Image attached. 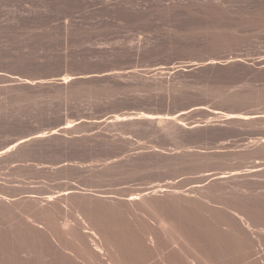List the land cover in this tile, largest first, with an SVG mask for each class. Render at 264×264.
<instances>
[{"label":"rangeland","instance_id":"374dc122","mask_svg":"<svg viewBox=\"0 0 264 264\" xmlns=\"http://www.w3.org/2000/svg\"><path fill=\"white\" fill-rule=\"evenodd\" d=\"M261 228L264 0H0V264H264Z\"/></svg>","mask_w":264,"mask_h":264},{"label":"bare ground","instance_id":"6f19581e","mask_svg":"<svg viewBox=\"0 0 264 264\" xmlns=\"http://www.w3.org/2000/svg\"><path fill=\"white\" fill-rule=\"evenodd\" d=\"M146 115H147V114H146ZM68 124H70V123H68ZM39 135H40V134H39ZM21 139L23 140V139H25V138H21ZM150 192H151V191H150ZM162 198H164V197H162ZM160 200H161V199H160ZM154 201H155V200H154ZM158 201H159V199H158ZM163 201H164V200H163ZM159 202H160V201H159ZM150 203H152V202H150ZM152 205H153V204H152ZM154 205H156V204H154ZM153 207H154V206H153ZM153 207H152V208H153ZM160 207H161V205H160ZM167 207H168V206H167ZM155 208H156V207H155ZM169 208H171V207H168V208H165V209H168V211H170ZM172 208H173V207H172ZM172 208H171V210H172ZM174 208H175V206H174ZM182 208H183V207H182ZM153 209H154V208H153ZM165 209H164V210H165ZM176 209H177V208H176ZM149 210H150V209H149ZM162 210H163V209H162ZM183 210H184V209H183ZM216 210H217V209H216ZM154 211H155V210H154ZM156 211H157V210H156ZM159 211H160V210H159ZM168 211L165 210V212H167V215H164V217L162 216L163 218L161 217L160 220H157V221H159L160 226H161V225L163 226V225H165V224L172 225L174 221H175V224H176V221H177V220H175V218L177 217V215H176V217H175V216L173 215V213H172L173 211H172V212H171V211L168 212ZM211 211H212V209H211ZM214 211H215V210H214ZM181 212H183V211H181ZM216 212H217V211H216ZM216 212H215V213H216ZM160 213H161V212H160ZM160 213H159V214H160ZM175 213H176V212H175ZM179 213H180V212H179ZM217 213H219V212H217ZM236 213H237V212H236ZM151 214H152V211H151ZM155 214H156V213H155ZM157 214H158V213H157ZM157 214H156V215H157ZM161 214H162V213H161ZM161 214H160V216H161ZM156 215L154 216V218H156ZM213 215H214V214H213ZM213 215H212V216H213ZM237 215L239 216V218L241 219V221L245 224V226H247V227L250 226V225H249V222L246 221V219H244L243 215L238 214V213H237ZM79 216H80V215H79ZM184 216H185L184 218H186V215H184ZM215 216H216V215H215ZM217 216H218V215H217ZM217 216H216V217H217ZM220 216H221V215H220ZM220 216H218V218H220ZM80 217H81V216H80ZM179 217H180V216H179ZM221 217H222V216H221ZM157 218H159V217L157 216ZM157 218H156V219H157ZM218 218H217V219H218ZM223 218H224V217H222L221 219H223ZM81 219H82V217H81ZM180 219H182V218H180ZM213 219H214V218H213ZM182 220H183V219H182ZM153 221H154V220H153ZM220 221H221V220H220ZM82 222L85 223L84 219H83ZM185 222H186V221H185ZM185 222H184V224H185ZM217 222H218V221H217ZM250 222H251V221H250ZM154 223H155V222H154ZM186 223H187V222H186ZM219 223H220V222H219ZM147 224H149V223H147ZM156 224H157V222H156ZM159 224H157V225H159ZM175 224H174V225H175ZM179 224H180V223H178L177 225H179ZM216 224H217V223H216ZM244 224H243V225H244ZM154 225H155V224H154ZM182 225H183V224H182ZM162 226H161V227H162ZM250 227H251V226H250ZM250 227H249V228H250ZM178 228H179V226H178ZM86 231H88V232L91 233V234H94V235H92L93 237L97 234L96 231L93 230V228H89V230H86ZM261 232L264 234V228H261ZM92 236H90V237H92ZM98 236H99V235H98ZM98 236H97V237H98ZM95 237H96V236H95ZM116 238H117V237H116ZM150 238H151V240L153 239L152 237H150ZM150 238H148V239H150ZM93 239H94V238H93ZM93 239H92V240H93ZM97 239H98V238H97ZM118 240H119V239H118ZM149 241H150V240H149ZM153 241H154V240H153ZM96 242H97V241H96ZM91 243H93V242L91 241ZM98 243H99V242H98ZM152 243H153V242H152ZM94 244H95V243H94ZM96 244H97V243H96ZM96 244H95V246H94V249H95V247H96ZM100 244H101V243H100ZM100 244H99V245H100ZM146 244H147V243H146ZM101 245H102V244H101ZM119 245H120V244H119ZM260 245H261V244H260ZM103 247H104V246H103ZM103 247H102V246H97V247H96V250H97V253H98V254L100 253V255H101V253H104V249H103ZM121 247H122V244H121ZM123 247H124V245H123ZM144 247H145V245H144ZM147 247H148V246H147ZM149 247H150V246H149ZM256 247H257V246H256ZM258 247H259V246H258ZM117 248H118V247H117ZM153 248H154V247H153ZM155 248H157V247H155ZM141 249H142V247H141ZM158 249H159V248H158ZM259 249H260V248H259ZM261 249H263V248H261ZM147 250H148V249H147ZM150 250H152V249H150ZM173 250H174V249H173ZM116 251H117V250H116ZM123 251H125V250L123 249L122 252H123ZM127 251H128V250H127ZM129 251H130V250H129ZM144 251H145V250H144ZM144 251H142V252H144ZM148 251H149V250H148ZM174 251H175V250H174ZM174 251H173V252H174ZM248 251H251V250H248ZM120 252H121V249H120ZM155 252H156V251H155ZM170 252H171V250H170ZM206 252H207V251H206ZM105 253H106V252H105ZM118 253H119V252H118ZM124 253H125V255H129V253L126 254V251H125ZM144 253H145V252H144ZM151 253H152V252H151ZM166 253H167V252H166ZM168 253H169V252H168ZM171 253H172V252H171ZM171 253H170V254H171ZM175 253H176V252H175ZM132 254H133V253H132ZM134 254H135V253H134ZM176 254H177V253H176ZM119 255H121V254H119ZM130 255H131V254H130ZM136 255H138V254H136ZM143 255H144V254H143ZM145 255H146V254H145ZM163 255H164V254H163ZM163 255H162V256H163ZM172 255H173V253H172ZM174 255H175V254H174ZM101 256H102V255H101ZM121 256H122V255H121ZM152 256H153V255H152ZM170 256H171V255H170ZM177 256H178V255H177ZM122 257H123V256H122ZM124 257H125V256H124ZM133 257H134V256H133ZM137 257H138V256H137ZM173 257H174V256H173ZM178 257H179V256H178ZM129 258H130V257H129ZM144 258H145V257H144ZM126 259H127V258H126ZM130 259H132V258H130ZM145 259H146V258H145ZM136 260H137V259H136ZM171 260H172V259H171ZM175 260H176V258H175ZM175 260H174V261H175ZM178 260H179V259H178ZM142 261H143V260H142ZM169 261H170V258H169ZM174 261L171 262V264H176V263H174ZM133 262H134V261H132V263H133ZM135 262H136V261H135ZM115 263H116V262H115ZM140 263H142V262H140ZM177 263H178V262H177ZM179 263H180V262H179ZM108 264H109V263H108ZM112 264H113V263H112ZM116 264H117V263H116ZM136 264H137V263H136ZM157 264H168V262H166L165 259H161L160 261L157 262ZM181 264H182V263H181ZM252 264H253V263H252ZM255 264H256V263H255Z\"/></svg>","mask_w":264,"mask_h":264},{"label":"water","instance_id":"95a60500","mask_svg":"<svg viewBox=\"0 0 264 264\" xmlns=\"http://www.w3.org/2000/svg\"><path fill=\"white\" fill-rule=\"evenodd\" d=\"M199 107H202V105H195V106H191L190 108H188L187 110H191V109H193V108H199ZM215 111H217V110H215ZM232 114H235V113H232ZM123 116H128V115H130V114H127V115H125V114H122ZM245 115H256V114H245ZM257 116V115H256ZM254 117V116H253ZM82 119L81 118H79V119H74L73 120V122L74 123H77V122H80ZM67 122H64V123H62V124H60L59 126H57V127H53V128H50V129H47V130H45V131H37V132H34V133H32V134H30V135H28V136H26V137H23V138H28V139H30V138H35V137H38L39 136V134L40 133H42V132H46L47 134H52V133H57L61 128H66L65 127V124H66ZM21 139V138H20ZM25 140H27V139H25ZM19 141V139H17L16 141H14L12 144H14V143H16V142H18Z\"/></svg>","mask_w":264,"mask_h":264},{"label":"trees","instance_id":"16d2710c","mask_svg":"<svg viewBox=\"0 0 264 264\" xmlns=\"http://www.w3.org/2000/svg\"><path fill=\"white\" fill-rule=\"evenodd\" d=\"M79 118H81V117H74V119H79ZM84 122V120H81L80 122H78V123H74L73 125H71V126H75V125H78V124H81V123H83ZM63 123V122H62ZM60 125V124H59ZM41 137H43V136H41ZM31 139V138H30ZM26 141V140H25ZM24 142V141H23Z\"/></svg>","mask_w":264,"mask_h":264},{"label":"crops","instance_id":"0c3cea01","mask_svg":"<svg viewBox=\"0 0 264 264\" xmlns=\"http://www.w3.org/2000/svg\"><path fill=\"white\" fill-rule=\"evenodd\" d=\"M78 123V122H77Z\"/></svg>","mask_w":264,"mask_h":264}]
</instances>
